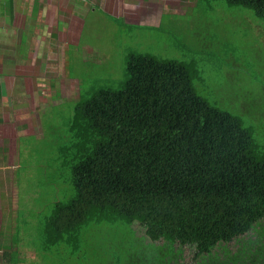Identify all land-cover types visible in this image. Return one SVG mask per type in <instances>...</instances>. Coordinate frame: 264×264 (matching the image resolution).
I'll use <instances>...</instances> for the list:
<instances>
[{
	"label": "trees",
	"instance_id": "1",
	"mask_svg": "<svg viewBox=\"0 0 264 264\" xmlns=\"http://www.w3.org/2000/svg\"><path fill=\"white\" fill-rule=\"evenodd\" d=\"M225 2L264 19V0ZM126 73L121 89H81L67 128L44 136L55 147V188L35 251L42 260L64 253L58 264H68L67 252L88 259L89 242L101 234L110 243L102 264H163L181 255L177 246L193 249L197 264L258 261V250L223 262L213 256L264 220V151L250 130L198 95L177 60L132 53ZM119 221L129 236L105 242ZM136 221L151 242L136 237ZM128 240L136 247L124 252Z\"/></svg>",
	"mask_w": 264,
	"mask_h": 264
},
{
	"label": "rangeland",
	"instance_id": "2",
	"mask_svg": "<svg viewBox=\"0 0 264 264\" xmlns=\"http://www.w3.org/2000/svg\"><path fill=\"white\" fill-rule=\"evenodd\" d=\"M132 53L185 64L198 95L238 117L264 151V19L252 9L225 0H0V146L9 157L5 187L14 210L9 212L17 209L15 191L18 208L25 207L17 211V222L31 232V245L40 244L37 230L54 200L55 147L48 140L67 128L81 89L123 87ZM16 169L19 185L12 183ZM132 228L143 243L151 242L140 222ZM109 230L118 232L105 242L130 234L120 221ZM101 238L94 235L89 242L88 259L67 252V263L102 264L110 243ZM127 242L124 252L133 251L136 246ZM177 248L181 255L166 257L163 264H197L193 249ZM257 250L263 257L244 259L245 264H264V220L250 234L215 247L213 256L223 262ZM20 254L26 264L44 259L58 264L64 255L42 260L34 247Z\"/></svg>",
	"mask_w": 264,
	"mask_h": 264
},
{
	"label": "crops",
	"instance_id": "3",
	"mask_svg": "<svg viewBox=\"0 0 264 264\" xmlns=\"http://www.w3.org/2000/svg\"><path fill=\"white\" fill-rule=\"evenodd\" d=\"M8 149H6L4 146H0V264H26L27 260L23 256L18 258H14L11 256H8L7 253L10 250H16V252H21L23 248H33L35 249V245H31L32 242V236L31 232L26 233L23 227V221L17 222V219H19V214L21 212H17L22 207L20 204V207L18 208L17 205V191L14 192L15 194V203H16V212H9V210L14 211L11 207V204L9 202L12 200L7 192V188L5 187L7 185V169H8ZM18 169L13 171L14 176L12 178L13 184H17L15 181L16 175ZM17 190V189H16ZM15 218V220H14ZM14 220V221H13ZM9 221H12L11 227L9 226ZM19 225V226H18ZM26 240V242H25ZM25 243V244H24Z\"/></svg>",
	"mask_w": 264,
	"mask_h": 264
}]
</instances>
